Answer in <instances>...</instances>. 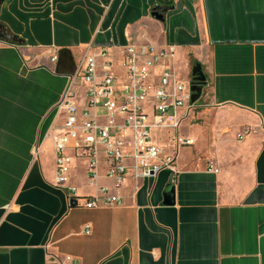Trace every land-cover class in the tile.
I'll return each instance as SVG.
<instances>
[{"label": "crops", "instance_id": "0c3cea01", "mask_svg": "<svg viewBox=\"0 0 264 264\" xmlns=\"http://www.w3.org/2000/svg\"><path fill=\"white\" fill-rule=\"evenodd\" d=\"M161 4L175 6L163 23L150 16ZM128 45L172 47L176 79L199 64L207 110L153 133L174 172L116 188L69 154L78 197L121 199L70 207L56 105L84 55L118 68ZM0 264H264V0H0Z\"/></svg>", "mask_w": 264, "mask_h": 264}, {"label": "built area", "instance_id": "2783aa9c", "mask_svg": "<svg viewBox=\"0 0 264 264\" xmlns=\"http://www.w3.org/2000/svg\"><path fill=\"white\" fill-rule=\"evenodd\" d=\"M119 52L118 68L105 50L84 55L55 108L60 119L53 138L55 184L65 192L68 202L74 200L85 209L120 205L121 199L106 188L99 196L78 197L67 185L72 159L69 154L88 161L90 181L95 179L100 162L105 177L116 188L128 175L139 180L154 178L162 170L174 172V155L162 153L153 143V133L176 132L182 120L180 111L186 114L193 107L189 82L179 81L170 70L172 47L157 50L151 45H128ZM76 82L80 83L78 95ZM98 112L105 124L98 122ZM176 140L180 146L190 144L177 136ZM84 233H89L88 226Z\"/></svg>", "mask_w": 264, "mask_h": 264}, {"label": "water", "instance_id": "95a60500", "mask_svg": "<svg viewBox=\"0 0 264 264\" xmlns=\"http://www.w3.org/2000/svg\"><path fill=\"white\" fill-rule=\"evenodd\" d=\"M171 3L174 0H169ZM175 9L174 5H166V4H161V5H156L150 13V16L154 18L156 21L163 23L164 22V15L166 14L167 11H172ZM189 82V90L191 92V98L190 102L194 103L198 100L200 97V93L202 91V88L205 84V77L202 74L201 68L199 64H194L191 72H190V81ZM70 207H76V203L74 200H71L69 202Z\"/></svg>", "mask_w": 264, "mask_h": 264}, {"label": "rangeland", "instance_id": "374dc122", "mask_svg": "<svg viewBox=\"0 0 264 264\" xmlns=\"http://www.w3.org/2000/svg\"><path fill=\"white\" fill-rule=\"evenodd\" d=\"M80 60L79 59H75L74 61H73V64L75 63V65L76 64H78V62H79ZM169 66H170V64H169ZM171 69L170 70H172V67H170ZM175 74V73H174ZM176 74H177V78H178V80H180L181 82H187L186 80V70L185 69H178V71L176 72ZM189 81H190V77H189ZM78 85H79V83H78ZM208 104V98H207V94H206V90H205V88L203 89L202 88V91H201V93H200V97L198 98V100L196 101V102H194L193 103V107L190 109V110H188L187 112H186V114H185V110H182V111H180L181 113H180V116H182L181 118H182V120H181V122H180V124L187 118V117H189V114H190V112H192V113H198L199 111H202V110H207V108H206V105ZM191 113V114H192ZM186 124L185 123H183L181 126H180V128H179V133H180V135L181 136H183L184 134H186ZM170 135H171V132H170ZM169 135V136H170ZM157 136V135H156ZM173 136H175V132L173 133Z\"/></svg>", "mask_w": 264, "mask_h": 264}]
</instances>
